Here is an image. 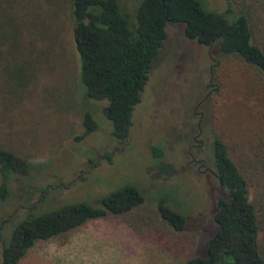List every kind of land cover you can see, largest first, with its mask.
<instances>
[{"label": "trees", "instance_id": "trees-1", "mask_svg": "<svg viewBox=\"0 0 264 264\" xmlns=\"http://www.w3.org/2000/svg\"><path fill=\"white\" fill-rule=\"evenodd\" d=\"M61 1L0 0V203L7 197V180L24 179L33 169L14 138L19 132L12 122L15 93L25 92L29 71L35 74V64L50 54L54 41L47 33L58 8L47 13ZM224 1V11L215 12L199 0H139L133 15V10H119V0H64L78 81L88 101L104 102L100 112L116 142L128 135L151 62L171 25H180L185 39L203 46L215 69L222 63L236 67L244 82L242 97L253 100L244 125L229 120L227 134L211 129L206 157L223 195L215 200L214 232L205 253L182 264H264V0ZM43 4L49 12L42 13ZM81 112L82 131L75 142L96 129L91 108ZM160 152L151 148L153 157ZM144 202L136 185H126L102 195L94 206L74 202L27 211L0 238V264H19L36 243L62 246L74 230L107 216L151 243L160 238L170 251L177 250V239L189 242L183 203L157 195L152 209Z\"/></svg>", "mask_w": 264, "mask_h": 264}, {"label": "rangeland", "instance_id": "rangeland-1", "mask_svg": "<svg viewBox=\"0 0 264 264\" xmlns=\"http://www.w3.org/2000/svg\"><path fill=\"white\" fill-rule=\"evenodd\" d=\"M119 1L121 12L133 10L134 15L139 0ZM199 1L208 11L226 7L224 0ZM57 8L54 21L49 18L47 34L54 41L50 54L35 64V74L29 71L25 92L15 93L12 122L19 132L14 138L33 169L24 179L7 180V197L0 203V238L27 211L74 202L94 206L109 191L136 185L146 208H153L156 195L170 197L178 206L183 203L189 244L177 239V250L170 251L160 238L151 243L107 216L74 230L62 246L36 243L19 264H182L187 257L203 255L214 232L215 200L223 192L213 176L188 166L184 153L190 148L197 157L194 146L201 144L199 156L207 158L211 129L227 134L229 120L247 122L253 100L242 97L244 82L238 69L225 63L215 69L203 46L185 39L180 25L168 26L133 109L128 135L118 143L101 115L104 102L88 101L78 81V57L71 50L64 0L52 11L43 4L42 13L50 11V16ZM84 106L91 108L96 129L75 142L82 131ZM152 147L161 150L158 157L152 156Z\"/></svg>", "mask_w": 264, "mask_h": 264}, {"label": "flooded vegetation", "instance_id": "flooded-vegetation-1", "mask_svg": "<svg viewBox=\"0 0 264 264\" xmlns=\"http://www.w3.org/2000/svg\"><path fill=\"white\" fill-rule=\"evenodd\" d=\"M207 54H208V52H207ZM200 118H201V114H200ZM197 131H199V123H198ZM194 147H196L195 154L197 157H194L192 154L189 153L190 148H187L185 150L184 154L189 159L187 165L189 166L192 164L194 166V169L196 172L206 173V174H210L211 176H213V172L211 170V167H209V164L207 162V158L203 159L202 156H199L201 154V152H203L202 145L199 144V145H196ZM213 178H214V176H213Z\"/></svg>", "mask_w": 264, "mask_h": 264}]
</instances>
